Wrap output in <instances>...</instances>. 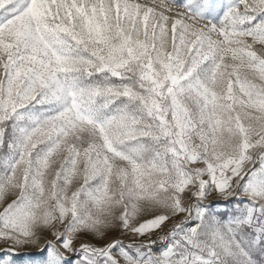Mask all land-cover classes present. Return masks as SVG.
Wrapping results in <instances>:
<instances>
[{"label":"snow or ice","instance_id":"obj_1","mask_svg":"<svg viewBox=\"0 0 264 264\" xmlns=\"http://www.w3.org/2000/svg\"><path fill=\"white\" fill-rule=\"evenodd\" d=\"M0 242L264 264V0H0Z\"/></svg>","mask_w":264,"mask_h":264},{"label":"rangeland","instance_id":"obj_2","mask_svg":"<svg viewBox=\"0 0 264 264\" xmlns=\"http://www.w3.org/2000/svg\"><path fill=\"white\" fill-rule=\"evenodd\" d=\"M141 2H147V3H151V0H141ZM156 2L158 3L159 0H156ZM111 235L113 236H120L119 231L117 230L116 232L111 233ZM120 238L124 241L125 244L129 243L132 239V237L125 235V236H120ZM6 246L3 244V242H0V249L5 248ZM21 252H31V253H36L37 250L34 248L31 249H21ZM9 257L8 255H6L3 251H0V259L2 260H7ZM11 259H13L15 261V264H33V262H35V264H39V261L41 259V257H39L38 255H34V256H26V255H16V256H12Z\"/></svg>","mask_w":264,"mask_h":264}]
</instances>
